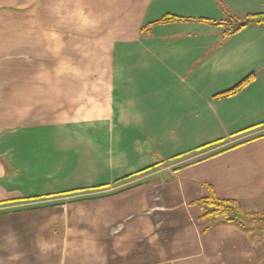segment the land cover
<instances>
[{"label": "crops", "instance_id": "crops-1", "mask_svg": "<svg viewBox=\"0 0 264 264\" xmlns=\"http://www.w3.org/2000/svg\"><path fill=\"white\" fill-rule=\"evenodd\" d=\"M219 3L264 14L0 0V264H264V221L209 229L194 204L212 191L264 213V27L225 39L200 22H224ZM168 16L186 22L142 35Z\"/></svg>", "mask_w": 264, "mask_h": 264}, {"label": "trees", "instance_id": "trees-1", "mask_svg": "<svg viewBox=\"0 0 264 264\" xmlns=\"http://www.w3.org/2000/svg\"><path fill=\"white\" fill-rule=\"evenodd\" d=\"M219 5H220V7H221V9L225 15V18H226L224 22L214 23V22H210V21H206V20H202L200 22L224 27L223 37L225 39H229V38H232V37L238 35L240 32H242L244 29H246L248 27H264V14L249 16V17L241 20V19H238L237 17L233 16L225 7H223V5H221L220 3H219ZM176 22H186V20L179 19L176 17H171V16L164 17L160 21L146 26L142 30L141 33L144 36H150L154 27L159 26V25L172 24V23H176ZM254 80H255V75L247 78L246 80L241 82L235 88L215 96L214 100H216V101L217 100H223V99H227V98H231L233 96H236L237 94L242 92L248 85H250L252 82H254ZM261 137H263V136L255 137V138L240 142L236 145H233L232 147H228L227 149H222L219 152L209 154L206 157L195 160L194 162H192L189 165H194V164L200 163L203 160L215 157V156L220 155L224 152H227V151H229L235 147L246 144V143H248L254 139H259ZM210 146L211 145L204 146L195 152H199L201 150L203 151V150L209 148ZM164 165H165V162H161L157 165L156 168H159V167L164 166ZM189 165H186V166H189ZM153 169H155V167L152 169H147L145 171H141L140 173H137L136 175L126 177L122 181H128L132 177L138 176L140 174H143L144 172H148V171L153 170ZM194 204L199 205L203 208L204 212H203V215L201 217L202 220L213 221V224L209 227V229L214 228L220 222L228 223V224L242 225V223H245V222L255 223V222L264 221V213H254V212L244 211L237 201L219 199L215 195V193L212 191H209V194L206 198H204V199H202V200H200Z\"/></svg>", "mask_w": 264, "mask_h": 264}, {"label": "rangeland", "instance_id": "rangeland-1", "mask_svg": "<svg viewBox=\"0 0 264 264\" xmlns=\"http://www.w3.org/2000/svg\"><path fill=\"white\" fill-rule=\"evenodd\" d=\"M173 165V164H172ZM163 168V167H162ZM171 169H173V168H171ZM242 224H244V223H242ZM245 225V224H244Z\"/></svg>", "mask_w": 264, "mask_h": 264}]
</instances>
